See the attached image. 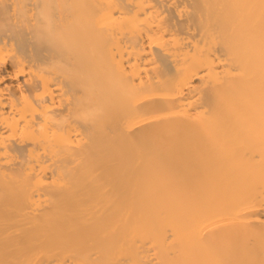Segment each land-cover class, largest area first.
<instances>
[{"label": "bare ground", "instance_id": "6f19581e", "mask_svg": "<svg viewBox=\"0 0 264 264\" xmlns=\"http://www.w3.org/2000/svg\"><path fill=\"white\" fill-rule=\"evenodd\" d=\"M0 264H264V0H0Z\"/></svg>", "mask_w": 264, "mask_h": 264}]
</instances>
